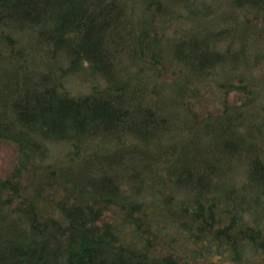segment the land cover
Masks as SVG:
<instances>
[{
    "label": "trees",
    "instance_id": "obj_1",
    "mask_svg": "<svg viewBox=\"0 0 264 264\" xmlns=\"http://www.w3.org/2000/svg\"><path fill=\"white\" fill-rule=\"evenodd\" d=\"M225 1L0 0V140L81 198L0 208V264H264V149L240 133L248 120L223 113L173 141L189 81L260 56L247 41L264 0ZM152 12L185 34H152ZM172 66L187 75L168 81ZM111 204L124 215L99 221Z\"/></svg>",
    "mask_w": 264,
    "mask_h": 264
},
{
    "label": "rangeland",
    "instance_id": "obj_2",
    "mask_svg": "<svg viewBox=\"0 0 264 264\" xmlns=\"http://www.w3.org/2000/svg\"><path fill=\"white\" fill-rule=\"evenodd\" d=\"M198 1L209 2L210 0ZM228 10H230V7L224 0L223 4L219 6V11L227 12ZM150 17L152 34H158L159 36L164 34L165 39L185 34L187 25L181 19L175 21V24L170 23V25L166 24L164 26L163 18L160 15L155 17L152 12ZM262 18L264 20V16ZM259 25L264 28V21L260 20ZM257 38L253 36L248 39V45L250 44L249 52L258 51L260 54L258 59L263 61L264 33ZM228 44L234 49H237L240 45L236 41H227L223 44L220 41V43L215 45L217 46L216 50H223L225 45L227 46ZM257 60L254 61L253 58V60L243 65L241 64L242 66H239L237 71L227 67L226 70L221 68V71H217L216 75L207 78L204 82L205 84H196L201 80L192 79L189 81L187 85L190 90H192L191 88H196V86H199V90L183 96L180 106L175 107L182 116L178 126H182L175 131L174 143L183 142L187 137V139L192 136L194 138L197 128L194 126L190 130L192 122H195L196 125V123H200L203 120L227 113L245 117L250 128L247 130L240 127V133H243L246 137L247 143L250 141L249 137L254 135V138L258 139L260 147L264 149V68H262L264 61L259 63ZM227 74L229 75L228 77H226ZM184 75H187L186 70L179 72L176 67L172 66L166 67V73L163 77L170 81L174 78H181ZM80 82L78 80L76 83ZM81 87L80 85L78 92L80 90V92H84ZM157 97L154 95V98ZM199 136H201L203 142L210 139L207 134L204 137L203 135ZM19 151L20 149L16 142L6 139L0 140V185L3 183L5 185L2 189L0 188V208L28 209L33 201H37L43 207L41 209L46 210L44 202L48 203L47 207H54L58 203L67 202L69 205H73L81 201V198L76 195L67 183L62 181L56 174L46 170L45 164L39 161H36V163L28 161L27 166L20 168ZM243 156L237 163L234 161V168H236L237 174L245 169V166H241L244 165L242 162L246 163L247 161L246 156ZM163 191L164 194L161 193ZM152 194V197H157L158 199H163L164 196L167 198V196L171 195L170 186L166 184L164 188L159 187ZM152 197H147V202H150L153 199ZM52 203L54 204L51 205ZM124 213L125 211L120 205L111 204L104 207L103 215L99 221H113L117 217L124 215ZM167 252L163 250L161 253Z\"/></svg>",
    "mask_w": 264,
    "mask_h": 264
}]
</instances>
